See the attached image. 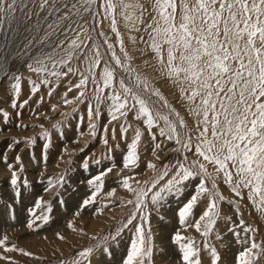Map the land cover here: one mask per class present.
<instances>
[{
  "label": "snow or ice",
  "instance_id": "1",
  "mask_svg": "<svg viewBox=\"0 0 264 264\" xmlns=\"http://www.w3.org/2000/svg\"><path fill=\"white\" fill-rule=\"evenodd\" d=\"M148 3L150 7L139 0H29V3H25V0H0V22L17 12H23L28 20L34 16L43 18L41 13L49 18L57 17L52 23L46 21L53 33L59 30L52 51L33 57V63L25 62L26 67L40 78L44 86H48L49 77L59 79L79 73V82L69 87L68 91L80 89L75 100L81 104L89 100L87 112L91 134H96L94 119L101 118L100 107L104 104L108 124L121 117L126 118L130 111L135 110L134 118H143L146 131L153 141L157 138L152 131L156 120L163 119L164 126L159 127V136L174 141L178 146L173 151L181 158L174 164H164L158 170L154 163L148 162L147 169L158 172L151 181L136 180L138 186L133 187L130 180L134 177L121 176L119 182L134 195V199L127 201L133 205V211L118 230L122 233L128 229L132 233L121 264H146L145 258L151 256L152 250L148 247L150 228L147 234L145 232V224L148 223L145 209L149 205L160 204L168 196L189 191L186 202L178 209L181 225H185L189 217H194V210L202 197H209L202 214L192 225L203 237H209L213 231L219 215L216 212L218 202L225 199L217 191V181L221 178L235 197L244 200L246 196L258 211L264 213V0H179V4L177 0H148ZM117 8L128 31L147 35V39L144 35L138 39L132 35L130 40L134 45L143 43L150 48L154 54L153 67H158L159 75L171 80L173 86L178 88L181 94L179 98L187 103L188 113L195 117L193 127L190 128L174 109L162 113L161 109L168 107L167 101L159 92L150 89L147 80H142L139 74L134 75L135 69L128 63L132 58L125 50L122 34L118 30ZM178 8L180 22L177 24ZM61 9L64 10L63 15L59 14ZM148 16L150 20L145 22ZM64 21L68 23L61 29L60 23ZM104 21H109L114 39L101 28ZM98 28V36H94ZM98 37L103 38L106 49L97 42ZM50 41L51 35L45 31L40 45L46 46ZM117 44L123 53V60L117 54ZM73 60L82 67L72 66ZM98 68L99 72L96 71ZM117 70L120 71L118 81ZM12 87L19 96V75L14 77ZM39 88L40 84L33 81L32 94ZM152 96L164 103L157 107L158 101H151ZM92 100L96 101L95 106ZM150 102L156 109L155 116L149 107ZM24 103L27 104V101ZM64 103L67 105L72 101L65 99ZM12 106L17 107L15 103ZM172 113L178 123L170 119ZM4 117L6 120L7 113H4ZM80 121H83V117H80ZM120 130L121 138L126 139L124 133L127 128L124 124H120ZM103 131H109L107 124ZM111 131L115 139V127ZM140 140L141 131L137 128L123 155V169L133 171L139 166L137 149ZM104 143L107 145L106 139ZM155 147L159 148L160 145L156 144ZM189 153L197 157L190 164L186 163ZM84 167L87 168V163ZM111 171V167L104 169L89 181L95 185L96 192L102 190L103 177ZM206 179L211 181L210 188L206 187ZM10 183L12 186L18 183L15 171ZM48 184H53V181L49 180ZM114 191L111 190L108 195ZM94 200L95 193L84 199L83 206ZM228 203L234 201L229 200ZM40 205L41 200L37 198L35 207ZM48 219L47 215L43 217L45 223ZM27 227L31 229L33 223L30 221ZM69 227L72 225L69 224ZM241 227L245 236L242 238L239 232L234 235L237 243L245 247L238 252L236 264H257L258 258L264 256V243H258L249 234L255 230L244 226L243 221ZM229 231L232 229L229 228ZM111 239L115 240L116 237ZM182 239L177 232L174 242L179 244L181 264H203L200 250L194 246V242L181 243ZM6 240L7 237L0 239V245H4ZM5 250L15 249L5 247ZM205 250L210 252L208 264H218L220 257L216 249L205 245ZM92 253L93 249L87 248L77 255L91 264ZM74 264H82V261L75 260Z\"/></svg>",
  "mask_w": 264,
  "mask_h": 264
},
{
  "label": "rangeland",
  "instance_id": "2",
  "mask_svg": "<svg viewBox=\"0 0 264 264\" xmlns=\"http://www.w3.org/2000/svg\"><path fill=\"white\" fill-rule=\"evenodd\" d=\"M139 2L150 7L148 0ZM25 3H29V0H25ZM63 13L64 10L61 9L59 14ZM40 15L43 18L34 16L28 20L23 12H17L8 20L0 22V239L7 237L5 244L0 245V257L8 258H0V264H74L75 260L88 264L87 260L77 255L87 248L93 249L91 264H121L132 233L128 229L122 233L118 230L133 211V205L127 201L134 199V195L119 182L121 176L134 177L130 180L133 187L138 186L136 180L151 181L158 172L147 169L148 162L154 163L158 170L164 164H174L181 158L173 151L178 146L174 141L170 142L159 136V127L164 126L163 119L156 120L152 131L157 134V138L153 141L146 131L143 118H134L135 110L130 111L126 118L121 117L108 124L104 104L100 107L101 118L94 119L96 134H91L87 112L89 100L81 104L75 100L80 89L68 91L69 87L79 82V73L59 79L49 77L48 86H44L40 78L26 67L25 62L33 63V57L52 51V44L58 38L59 30L53 33L46 23H52L57 17L49 18L43 13ZM116 17L124 48L132 58L128 63L135 69L134 75L139 74L142 80H147L150 89L159 92L167 101L168 107L162 108V113H169L174 109L190 128L193 127L195 117L188 113L187 103L179 98L181 94L178 88L173 86L171 80L159 75L158 67H153L154 54L150 48L143 43L134 45L130 40L132 35L137 39L140 35L147 39V35L128 31L119 8ZM148 20L150 16L145 18V22ZM179 22L178 8L176 23ZM67 23L68 21L61 22L60 28ZM101 28L114 39L109 21H104ZM45 31L51 35V41L46 46H41L40 38ZM99 31L98 28L94 36H98ZM97 42L106 49L103 38L98 37ZM119 47L117 44V54L123 60ZM72 66L82 67L75 60L72 61ZM96 71L99 72L100 69ZM16 75L21 77L19 96L12 87ZM119 75L120 71L117 70L116 81ZM33 81L40 84L35 94L31 92ZM88 95L91 98V93ZM65 99L72 103L65 105ZM151 101H158L157 107L164 103L156 96H152ZM91 102L95 106L96 101ZM13 103L17 107L14 108ZM149 107L155 116L156 109L151 102ZM4 113H7L6 120ZM80 117H83L82 122ZM170 119L176 121L174 113L170 115ZM105 124L109 129L107 133L103 131ZM120 124L127 128L124 133L126 139L121 138ZM113 127L116 129L115 139L112 138ZM137 128L141 131L137 149L139 166L129 171L123 169L122 158ZM105 139L107 145L104 143ZM156 144L160 147L156 148ZM188 155L189 161L186 163L190 164L197 159L191 153ZM85 163L87 168L84 167ZM109 167L112 171L103 177L102 190L96 192L95 185L89 181ZM209 170H212L211 166ZM13 171L18 177L16 186L10 183ZM49 180L53 184L49 185ZM205 183L206 187H211L210 180L206 179ZM113 189L114 193L108 195ZM217 191L225 199L218 202L216 212L219 215L209 237H203L192 226L205 208V202L209 199L207 195L202 197L194 210V217H189L185 225L179 223L178 209L186 202L188 190L181 195L168 196L160 204L149 205L145 209L148 219L145 232L147 234L150 228L148 247L152 250L151 256L145 258L146 264H181L179 244L174 242L177 232L184 238L181 243L194 242V246L200 250L203 264H208L210 259V252L205 250V245L216 249L220 257L218 264H236L238 252L245 247L237 243L234 235L239 232L242 238L245 236L241 221L244 226L255 230L249 234L258 243H264V213L258 211L246 196L244 200L235 197L222 182V178L217 181ZM93 193L94 202L83 206L84 199ZM37 198L41 200L40 207H35ZM229 200L234 203H228ZM45 215L49 217L47 223L43 220ZM30 221L33 223L31 229L27 227ZM113 236L116 237L115 240L111 239ZM5 247L15 250L6 251ZM257 264H264V256L258 258Z\"/></svg>",
  "mask_w": 264,
  "mask_h": 264
}]
</instances>
